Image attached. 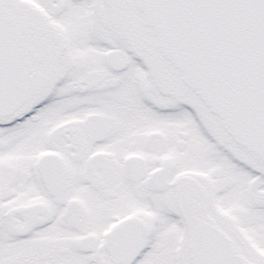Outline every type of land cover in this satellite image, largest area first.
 Returning a JSON list of instances; mask_svg holds the SVG:
<instances>
[{"label": "snow or ice", "instance_id": "1", "mask_svg": "<svg viewBox=\"0 0 264 264\" xmlns=\"http://www.w3.org/2000/svg\"><path fill=\"white\" fill-rule=\"evenodd\" d=\"M0 264H264V0H0Z\"/></svg>", "mask_w": 264, "mask_h": 264}]
</instances>
